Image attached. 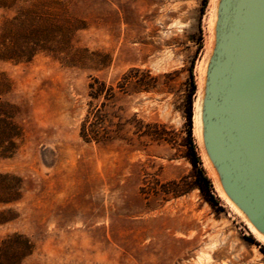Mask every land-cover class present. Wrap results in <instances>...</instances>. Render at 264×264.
I'll list each match as a JSON object with an SVG mask.
<instances>
[{"label":"rangeland","instance_id":"rangeland-1","mask_svg":"<svg viewBox=\"0 0 264 264\" xmlns=\"http://www.w3.org/2000/svg\"><path fill=\"white\" fill-rule=\"evenodd\" d=\"M9 2L0 25L37 4L76 29L63 53L0 58L2 111L21 129L12 155L0 147V261L264 264V244L191 162L212 0Z\"/></svg>","mask_w":264,"mask_h":264},{"label":"water","instance_id":"water-1","mask_svg":"<svg viewBox=\"0 0 264 264\" xmlns=\"http://www.w3.org/2000/svg\"><path fill=\"white\" fill-rule=\"evenodd\" d=\"M216 5L212 47L201 60L203 73L199 68L195 131L205 165L206 154L242 213L220 193L207 167L213 188L255 236L249 220L264 233V0Z\"/></svg>","mask_w":264,"mask_h":264},{"label":"trees","instance_id":"trees-1","mask_svg":"<svg viewBox=\"0 0 264 264\" xmlns=\"http://www.w3.org/2000/svg\"><path fill=\"white\" fill-rule=\"evenodd\" d=\"M4 1V2H1ZM12 0H0V7H10ZM7 3V4H6ZM66 11L56 13L40 11L37 4L22 7L19 13L12 18H5L0 25V58L4 60H13L15 62L30 60L39 49L53 53H63L68 48L74 28L68 23L65 16ZM66 63H69L67 60ZM91 87L94 86L91 84ZM193 94L196 87L193 88ZM3 104L0 103V147L2 155L10 156L16 150L15 139L21 136V129L9 118L10 116L3 112ZM88 118L83 124L82 135L89 137L92 133V123ZM189 120L192 124V107L189 110ZM191 135V132H190ZM9 145L6 147L5 144ZM191 162L198 171L200 188L207 191L211 198L215 200L211 193L213 185L210 178L206 175L203 168L199 167L201 158L193 146ZM11 238H21V235L14 234ZM26 252L31 253L32 245L28 239H25ZM264 249V248H263ZM0 264H4L0 261Z\"/></svg>","mask_w":264,"mask_h":264},{"label":"bare ground","instance_id":"bare-ground-1","mask_svg":"<svg viewBox=\"0 0 264 264\" xmlns=\"http://www.w3.org/2000/svg\"><path fill=\"white\" fill-rule=\"evenodd\" d=\"M217 0H212V6H211V12H210V16H209V21H208V28H209V39H208V44H207V51L205 53V56H207V53H209V51L211 50V47H212V41H213V25H214V20H215V13H216V10H217ZM204 59V58H203ZM203 62V60H202ZM200 70H202V63L200 65ZM202 73H203V70H202ZM200 88H201V82H200ZM197 106H198V101L196 100V103H195V107L197 109ZM200 117V114L198 116V118ZM196 131L198 132V129H196ZM205 160H206V164L208 165L211 173L213 174L215 180H216V185H217V189L220 191V193L227 199V201L230 203L231 207L237 211L238 213H242L240 208L228 197L227 193L225 192L221 182H220V179H219V175L217 174L216 172V169L214 168L210 158L208 157V155L205 154ZM249 224H250V227L252 228V231L254 232L255 236L261 240L263 243H264V233H262L254 224H252V222H250L249 220ZM201 252V251H200ZM201 258H205L207 260H210V254L205 252L202 254V257Z\"/></svg>","mask_w":264,"mask_h":264}]
</instances>
